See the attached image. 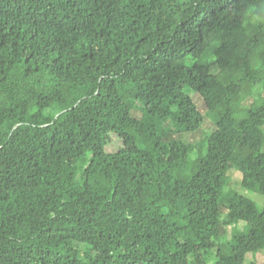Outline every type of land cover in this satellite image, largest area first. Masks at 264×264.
Wrapping results in <instances>:
<instances>
[{"label":"trees","instance_id":"1","mask_svg":"<svg viewBox=\"0 0 264 264\" xmlns=\"http://www.w3.org/2000/svg\"><path fill=\"white\" fill-rule=\"evenodd\" d=\"M263 90L264 0H0V264H245Z\"/></svg>","mask_w":264,"mask_h":264},{"label":"rangeland","instance_id":"2","mask_svg":"<svg viewBox=\"0 0 264 264\" xmlns=\"http://www.w3.org/2000/svg\"><path fill=\"white\" fill-rule=\"evenodd\" d=\"M190 96L192 97V99L194 100V102L196 103L198 109L204 114L205 119H204V124L202 125L201 129L198 132L195 133H181V134H172L173 137H179L182 138L186 141H191V142H197L200 139H202L204 137L205 134L209 133L213 128H214V117L216 115V113H212L209 112L203 102V99L201 98V96L194 92V91H190ZM262 95H264V90L262 92ZM253 100V97H249L247 98L243 104L247 105L250 104V102ZM245 107L244 106H238L235 108L236 110V115L241 118L244 116L243 112H244ZM137 116H140V113H137ZM264 128V127H263ZM120 139H118L115 135H113V139L112 142L106 147V150L108 152H113L115 151L119 146H120ZM263 151H264V146H263ZM229 176L231 178L230 180V184L229 187L232 188L233 190H236L238 193L250 198L251 200H253L254 202H256V204L259 207H264V196L261 194H258L256 192L244 189L241 187L240 185V181H241V173L237 170L234 169H230L228 171ZM238 228H242L243 227V223H239ZM227 231H228V235L227 238L229 239L231 237V231H232V227L228 226L227 227ZM214 255H215V251L211 252L210 255V259L208 260L207 264H212L214 261ZM251 261H254L256 264H262L264 262V251H260L257 254H252V253H248L246 255L245 258V264H249Z\"/></svg>","mask_w":264,"mask_h":264}]
</instances>
